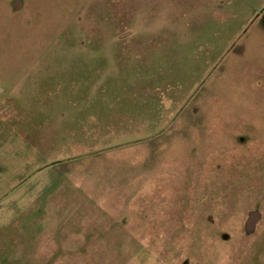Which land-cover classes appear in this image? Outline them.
<instances>
[{
    "label": "rangeland",
    "instance_id": "374dc122",
    "mask_svg": "<svg viewBox=\"0 0 264 264\" xmlns=\"http://www.w3.org/2000/svg\"><path fill=\"white\" fill-rule=\"evenodd\" d=\"M0 264H264V0H0Z\"/></svg>",
    "mask_w": 264,
    "mask_h": 264
}]
</instances>
